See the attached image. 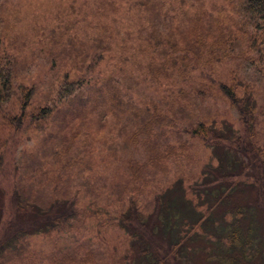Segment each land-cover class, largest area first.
Wrapping results in <instances>:
<instances>
[{
  "label": "rangeland",
  "instance_id": "rangeland-1",
  "mask_svg": "<svg viewBox=\"0 0 264 264\" xmlns=\"http://www.w3.org/2000/svg\"><path fill=\"white\" fill-rule=\"evenodd\" d=\"M110 1L104 0L106 9L99 10L98 0H0V56L16 67L13 96L0 103V215L4 214L0 241L7 235V220L10 222L16 217V203L20 199L17 194L42 206L38 211L27 212L38 220L41 219L36 218L37 212L51 216L60 212V202L66 198H76L78 207L88 209L89 216L84 227L76 225L63 231L27 233L13 249L4 251V255L0 247L1 262L55 264L50 260L55 253L74 250L82 253L90 249L96 251L99 264H114L116 257L127 255L130 249L137 257L141 248L138 251L133 245L118 219H110L115 214L107 212L117 214L124 204L127 207L132 197L145 219L152 223L159 211L158 198L163 196L164 200L177 183L182 185L181 190L175 192L173 198L181 193L200 201L194 190L198 178L204 170H212L218 163L213 146L199 137L181 134L175 128L180 125L176 119L174 125L163 130L165 136L163 131L158 132L162 134L158 143L166 145L169 137L172 144H179L182 138L188 143L185 155L170 160L167 172L137 181L132 171L141 165L136 164L131 170V163L133 160L143 162L148 151L143 144L133 143L130 137L144 132L140 129L145 127L155 105L165 108L171 121L172 114L162 99L163 94L168 93L163 86L167 80L162 75V79H154L146 73L151 62L156 64L165 57L155 41L161 37L166 42L169 28L176 27L178 19H183L182 26L201 8L225 15L224 31L228 32L234 23L228 17H235L229 0H114L115 6ZM156 11L159 12L154 21L157 31L150 17ZM105 23L110 30L114 28V34L109 35L110 30L101 28ZM98 33L105 34L106 47L96 46L94 38ZM153 33L158 38L152 36ZM243 63L241 58L225 59L214 71L219 80L230 86L237 85L239 94L243 91L240 84L246 80L253 83L242 78ZM90 75L114 76L123 94L121 105L114 101L108 112L102 95L88 100L94 108L74 96L69 105L73 115L64 117L56 113L40 121L34 118L41 107L62 106L58 95L62 83L89 79ZM29 89L33 94L25 112L27 117L23 124L16 125L12 120L22 116L24 91ZM103 90L107 92V87ZM205 108L203 115L209 125L218 127L228 137H247L239 110L219 89H213ZM261 128L264 129V124ZM255 139L263 144L264 135H255ZM222 151L227 149H217V153ZM239 179L249 183V187L238 193L237 201L241 204L246 200L254 201L257 194V189L251 187L257 180L254 171L249 169ZM163 190L165 192L160 194ZM205 210L202 208L203 212ZM94 212L100 213L97 217L106 218V223L91 216ZM224 214H230L229 209L220 204L210 217L216 218L215 223L220 226ZM233 219L235 216L230 214L227 222L232 223ZM204 230L196 227L194 239L187 244L188 253L176 254L168 264H219L216 256H219L220 241L212 231L207 229L205 233ZM160 238L159 242L167 244V238ZM223 239L227 246L229 240Z\"/></svg>",
  "mask_w": 264,
  "mask_h": 264
},
{
  "label": "trees",
  "instance_id": "trees-1",
  "mask_svg": "<svg viewBox=\"0 0 264 264\" xmlns=\"http://www.w3.org/2000/svg\"><path fill=\"white\" fill-rule=\"evenodd\" d=\"M147 1L145 3L148 4ZM98 2L97 9L105 10L104 0H98ZM110 3L112 6L116 5L114 0ZM228 3L235 15V17L231 15L228 17L234 21L233 27L228 32L224 31L225 23H227L225 15L220 12L214 14L201 8L196 10L182 26L180 24L183 23V19H178V25L169 28L166 42H163L161 37L158 38L156 33L151 34L158 38L155 46H159L160 51H164L165 57L156 64L151 62L146 73L154 79L163 77L167 80L163 86H166L168 93H164L162 99L172 117L175 118L171 117L169 121L170 116L167 115L165 108L155 105V111L150 113L148 120L144 123L145 127L140 129L144 132L134 133L130 137L133 143L143 144L148 151L143 162L133 160L131 163L133 164L131 170L134 165H141V167L135 166L136 169L134 167L133 177L140 181L141 178L146 180L150 175L157 176L159 172H167L170 160L175 161L185 155L188 143H185L182 138L178 140L179 144H172L169 137L166 138V145L158 143V139L162 137V134L158 132L168 128L170 124L174 125L176 119L180 121V125H175V128L181 134L187 133L199 137L213 146L218 163L212 170H204L198 178V186L194 190L198 192L196 197L200 201L192 200L181 193L178 194L180 196H176L177 198H173L174 193L181 190L182 185L177 183L172 186L174 189L166 194L167 198L165 197L164 200L163 196L158 198L159 211L157 210L156 218L152 223L145 219V215L135 205L132 197L129 198L127 207L124 204V208L119 209L117 214L107 212L109 215L115 214V217L111 216L110 219H118L119 225L128 233L133 245H136L138 251L141 248V252H137L139 256L136 257L132 249H128L127 255L116 257L114 264H124L128 261V264H168L176 254L181 253L185 256L188 253L187 244L194 239L196 234L193 230L196 227L202 231L206 229L205 233L207 229L212 231L213 236L220 241L219 256H216L219 264L244 262L245 264H264V156L262 155L264 142L260 144L259 139H255V135H264V129L261 128L264 124V0H229ZM158 16L157 11L150 16L155 31L158 28L154 21ZM101 28L105 31L110 30L107 23ZM114 31L112 27L109 35L114 34ZM104 35L98 33L97 38H94L97 47L102 45L106 47ZM239 58L245 62L242 64V74H244L242 78L253 81L252 84L247 83V80L240 84L243 88L241 94L236 89L237 85L230 86L214 74L217 64L222 60ZM15 74L16 67L12 62L0 56V103H4L13 96L11 89ZM115 79L111 75L105 78L90 75L89 79L65 81L58 91L62 106L57 104L41 107L34 118L40 121L56 113H62L64 117L73 115L74 112L69 105L74 96L79 97L80 102H85L84 105L91 106L88 100L95 95H102L103 102L107 104L106 111L109 112L114 101H118L119 105L123 102L122 90L115 83ZM104 86L107 87V92H103ZM214 88L219 89L239 110L246 126V138L233 135L228 137L227 134L219 131L218 127L209 125L204 118L205 102ZM32 94L33 91L30 89L24 91L22 116L12 120L16 122V125L23 124L27 117L25 112L29 107ZM163 135H166L164 131ZM250 137L254 138L253 141ZM223 147L227 151L217 153V149ZM249 169L253 170L257 177L255 183H251V187L257 189V194L254 201L246 200L244 205L237 201V197L239 192L246 190L249 183L242 182L239 177L246 175ZM164 192L165 190L160 194ZM17 196L20 199L16 203L18 208L15 211L16 217L10 219V222L7 220L8 232L0 241V247L3 248L2 255L4 251L13 249L16 243L28 235L27 233L44 234L73 229L76 225L86 226L85 222L89 217L88 209L79 208L76 198H66L64 202H60V212L54 216L46 212L41 214L37 212L36 218L41 219L38 220L31 213L27 215V212L38 211L42 209V206L23 195V197L18 194ZM233 197L235 199L232 202ZM70 201L72 203H69ZM220 204L235 216L232 223L227 222L230 214L223 215V223L220 226L216 225V218L210 217L214 208ZM204 207L206 210L203 212ZM21 212L24 214L22 215ZM98 214L100 213L94 212L91 216H94L98 222L106 223V218L97 217ZM3 215V213L0 215V229L4 222ZM14 220L20 222L13 223ZM100 225L102 226L103 223ZM160 237L167 238L165 239L168 241L167 244H164L165 241L159 242ZM223 238L229 240L226 241L227 246H224L226 244L223 243L225 241ZM95 254L96 251L93 249L82 253L75 250L62 251L49 258L55 264H99ZM2 255H0V264H6L1 262Z\"/></svg>",
  "mask_w": 264,
  "mask_h": 264
}]
</instances>
